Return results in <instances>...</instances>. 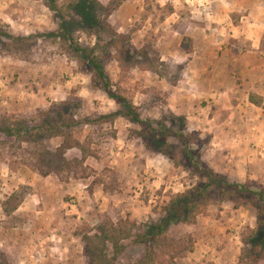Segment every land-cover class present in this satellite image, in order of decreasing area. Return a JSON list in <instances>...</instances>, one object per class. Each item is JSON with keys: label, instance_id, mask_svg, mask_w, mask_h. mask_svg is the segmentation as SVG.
Returning <instances> with one entry per match:
<instances>
[{"label": "rangeland", "instance_id": "obj_1", "mask_svg": "<svg viewBox=\"0 0 264 264\" xmlns=\"http://www.w3.org/2000/svg\"><path fill=\"white\" fill-rule=\"evenodd\" d=\"M71 1L58 0V6L67 8ZM98 1L107 6L112 0ZM118 1L121 4L108 16L117 34L107 40L118 48L109 45L111 52L104 58L113 88L131 99L143 118L162 121L172 131L180 132L179 117H185L187 131L199 134L202 140L192 147L197 151L206 143L201 151L204 161L217 168L211 169L233 180L251 179L242 181L227 174V169L241 161L237 144L222 137L215 141L222 149L211 154L216 143L212 144L213 134L207 129L210 123L205 128L202 121L208 116L225 120L221 117L232 111L205 100L207 86L232 87L221 83L227 79L226 72L207 64L232 46L222 40L234 29L230 23H237L241 15L233 11L232 3L249 10L244 3L253 0H116L114 5ZM49 2L0 0L4 31L0 38V125L23 121L36 125L44 113L58 112V104L78 103L71 115L91 117L94 122L76 128L73 137L91 152L84 159L82 151H69L70 165L60 170L63 163L59 158H54L52 166L41 164L36 144L0 133V259L9 264H90L84 250L85 233H93L108 220L118 224L130 219L138 226L157 220L171 198L195 186L199 176L182 164L181 158L174 160L153 150L162 146L161 140H156L153 148L147 146L139 134L142 128L128 118L115 115L99 120L118 112L120 106L95 86L88 65L60 39L31 38L58 30L59 20ZM7 34L30 40L12 44ZM72 35L90 48L98 42L95 35L81 29ZM186 37L193 41L191 52L182 47ZM203 68L208 69V75H202ZM233 88L220 96L222 101L236 100ZM64 141L58 135L45 144L56 151ZM169 141L173 150L179 147L173 136ZM28 161L39 168L33 169ZM252 180L264 186L262 180ZM256 224L252 205L236 208L231 200L212 204L196 223L175 224L169 231L181 248L191 245L195 251L199 242L208 243L210 257L197 260L194 251L180 248L176 263L238 264L243 233ZM135 254L141 257V248L135 253L130 243L116 264H131ZM167 257L159 260L169 264ZM259 264H264V259Z\"/></svg>", "mask_w": 264, "mask_h": 264}, {"label": "trees", "instance_id": "obj_2", "mask_svg": "<svg viewBox=\"0 0 264 264\" xmlns=\"http://www.w3.org/2000/svg\"><path fill=\"white\" fill-rule=\"evenodd\" d=\"M49 1V8L54 11L59 20V28L57 31L37 33L32 35L31 38L50 37L60 39L70 48L73 55L88 65L95 86L120 106L118 112L112 115H104L99 120L110 119V116L115 115L128 118L142 128L139 134L147 146L153 148L154 142L161 140L162 146L153 148V150H157V152H161L174 160L178 157L181 158L182 164L192 169L199 176L195 186L171 198L159 219L150 220L141 226L130 219L122 220L118 224L108 220L98 225L93 233H85L83 235L84 250L89 263L116 264L118 256L124 255L129 250L131 243L135 253L140 248L142 251L141 257L137 258L136 254L131 256V264H166L165 261H160V256H168L167 263L177 264L175 257L181 246L175 239L170 237L171 226L175 224H194L197 222L198 217L204 214L212 204H219L222 200H231L235 202L236 208L242 205H252L257 214L256 227L247 226L243 233L244 248L238 264H259L264 259V186L252 179H247L245 182L233 180L227 175L217 173L211 169L208 163L204 161V153L201 151L206 143L200 144L202 149L198 148L197 151L192 147V144L201 143L202 140L199 134L187 131L188 126L185 117H179L181 121L180 132L172 131L162 121L156 122L151 118H143L134 102L122 94L119 89L113 88L114 85L106 70L104 58L111 52L109 51V45L115 49L118 48L117 43L107 42L109 36L113 39L117 34L111 28L108 16L113 9L121 4V1L114 5L116 0H112L109 5L105 6L98 0H74L67 8L58 6V0ZM1 28L0 24V38L2 32H4ZM77 29L95 35L98 40L95 46L90 48L73 38L72 34ZM6 36L8 40H12V44L30 40V37L14 34H7ZM122 38L123 36L120 35V39ZM192 45L191 38H184L182 47L186 52L192 51ZM151 68L154 67L151 66ZM252 102L258 106L261 105L255 99ZM79 105L72 102L58 104V112L44 113L45 116L42 121L36 125H29L24 121L12 123V125L1 124L0 133L7 137H16L36 144V158H40V163L52 166L51 164L55 162L54 158L57 157L63 163V166L60 167V170H62L65 166L70 165L67 157L69 151L73 149L82 151L81 154H84V159L91 152L85 150V147L73 137V131L76 128L94 122L91 117L78 119L71 115L73 114L72 109ZM58 135L64 137L65 141L62 146L55 149L56 151H52L46 146L45 141ZM171 136L178 140L179 149H172L173 143L169 141ZM78 158L76 161L81 162ZM32 162L28 161V164L31 163L33 169L39 168ZM35 163L37 164V162ZM42 173L46 174L43 171ZM181 249H186L189 252L194 251L191 245H185ZM5 260L0 259V264H9Z\"/></svg>", "mask_w": 264, "mask_h": 264}, {"label": "crops", "instance_id": "obj_3", "mask_svg": "<svg viewBox=\"0 0 264 264\" xmlns=\"http://www.w3.org/2000/svg\"><path fill=\"white\" fill-rule=\"evenodd\" d=\"M235 3L236 1L232 3V9L241 15L237 16V20L239 19L237 23H230L234 29L222 39L223 41L228 40L233 48L231 46L218 52L219 61L216 60V56L212 64H207L211 67L216 66V69H220L221 72H226L227 79L225 81L222 79L221 83L223 85L225 82L232 87L225 86L224 89V87L212 85L207 86V90L203 91L206 92L207 102L224 104L233 112L221 117L226 118L225 120L219 119V116L209 117L207 115L209 118L207 117L202 123L205 128L207 123H210L207 129L213 134V145L221 141L222 137L232 140L234 146L237 144L236 150L241 161L237 162L236 167L227 169V174L239 176L242 181L249 177L264 182V0L244 3L250 6L249 10L241 9ZM243 10L245 14L241 13ZM228 16L230 18L231 14ZM242 43L245 44L242 45ZM200 55H203L202 51ZM207 70L203 68L200 72L202 75H208ZM230 73H233L234 77ZM236 77L239 79L237 82L234 80L237 79ZM232 88L238 94L236 100L232 103L222 101L220 96L228 95ZM254 99L261 105L258 106L252 102ZM215 145L210 149V153L222 149L219 147L220 142ZM209 164L215 168L212 162ZM257 170L262 174L261 176ZM209 250L212 249L209 248L208 243L199 242L192 255L197 260H201L200 258L210 257Z\"/></svg>", "mask_w": 264, "mask_h": 264}]
</instances>
